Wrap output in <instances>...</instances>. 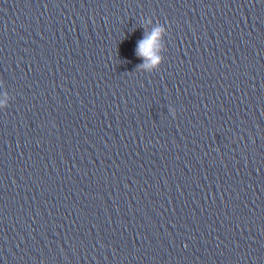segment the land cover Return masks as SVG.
Returning a JSON list of instances; mask_svg holds the SVG:
<instances>
[{
  "label": "clouds",
  "instance_id": "1",
  "mask_svg": "<svg viewBox=\"0 0 264 264\" xmlns=\"http://www.w3.org/2000/svg\"><path fill=\"white\" fill-rule=\"evenodd\" d=\"M165 30V26L161 25L153 28L150 33L145 31L143 38L137 42L135 49L136 56L143 60V63L137 65V68L149 69L150 66H155L159 69L163 61L161 57L156 54L154 46Z\"/></svg>",
  "mask_w": 264,
  "mask_h": 264
}]
</instances>
